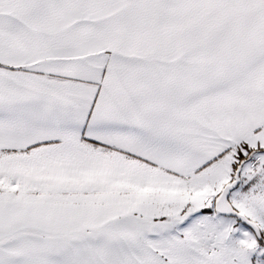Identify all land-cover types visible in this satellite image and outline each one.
<instances>
[{"label":"crops","instance_id":"obj_1","mask_svg":"<svg viewBox=\"0 0 264 264\" xmlns=\"http://www.w3.org/2000/svg\"><path fill=\"white\" fill-rule=\"evenodd\" d=\"M101 53L90 80L31 69ZM244 147H264V0H0V264H261L208 255Z\"/></svg>","mask_w":264,"mask_h":264},{"label":"rangeland","instance_id":"obj_2","mask_svg":"<svg viewBox=\"0 0 264 264\" xmlns=\"http://www.w3.org/2000/svg\"><path fill=\"white\" fill-rule=\"evenodd\" d=\"M104 61L105 55L101 53L79 60L65 61L56 59L54 61H47L46 63L32 66L31 69L47 72L59 77L90 80L97 78L100 74ZM257 148L244 147L242 150H239V153L243 155V159L238 162V166L234 170L235 176L231 183L235 182V185L228 192V202L238 214L227 213V221H222L220 225L223 226V230H228L229 233L217 238V242H212L210 246H206L209 248L208 251L213 250L214 253L216 252L218 243L221 242L225 245L228 243L227 245H229L236 240L238 243L242 242L243 248H248V251H252L251 255H248L249 257L264 264V151L256 150ZM11 155L0 153V192L11 191L10 183L12 179L10 173L7 174V170H10L9 168H11L13 161ZM245 160L249 162L246 163ZM199 188H203V186L198 187L193 185L189 194L194 195L198 193ZM204 188H207V186ZM194 190H196V193H194ZM239 215L247 217L250 220L253 219L257 223L245 224ZM11 220L10 217H1L0 215V224H12ZM192 222L193 224L194 222L199 223L200 220L196 217L192 218ZM206 243L209 244L207 241ZM256 246L259 248L254 250L253 247ZM234 253L235 250L225 251V255L228 257H232ZM243 254L244 257L247 256L245 251Z\"/></svg>","mask_w":264,"mask_h":264},{"label":"water","instance_id":"obj_3","mask_svg":"<svg viewBox=\"0 0 264 264\" xmlns=\"http://www.w3.org/2000/svg\"><path fill=\"white\" fill-rule=\"evenodd\" d=\"M235 185L234 183H231L230 185L226 186L224 190L222 191V194L220 195L219 200L216 204V209L221 213H236L238 214L229 204L228 202V192L231 190ZM240 218L245 220V217L242 215H239Z\"/></svg>","mask_w":264,"mask_h":264},{"label":"trees","instance_id":"obj_4","mask_svg":"<svg viewBox=\"0 0 264 264\" xmlns=\"http://www.w3.org/2000/svg\"><path fill=\"white\" fill-rule=\"evenodd\" d=\"M256 150H262V151H264V147H262V148H257ZM237 155H238V156H237V159H238L239 161L243 159V155H242L241 153L238 152ZM236 167H237V164H235V165L233 166L234 170L236 169Z\"/></svg>","mask_w":264,"mask_h":264},{"label":"built area","instance_id":"obj_5","mask_svg":"<svg viewBox=\"0 0 264 264\" xmlns=\"http://www.w3.org/2000/svg\"><path fill=\"white\" fill-rule=\"evenodd\" d=\"M208 253L210 254L211 252L209 251Z\"/></svg>","mask_w":264,"mask_h":264}]
</instances>
